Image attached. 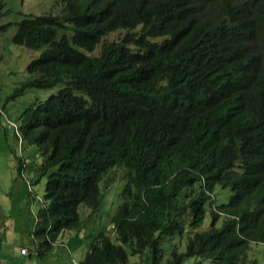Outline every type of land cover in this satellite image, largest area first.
Listing matches in <instances>:
<instances>
[{
	"label": "trees",
	"instance_id": "16d2710c",
	"mask_svg": "<svg viewBox=\"0 0 264 264\" xmlns=\"http://www.w3.org/2000/svg\"><path fill=\"white\" fill-rule=\"evenodd\" d=\"M53 1L12 36L41 50L12 96L58 87L19 116L46 179L35 254L68 244L80 206L99 210L119 170L111 230L77 264H125L128 251L145 264H245L264 244V0ZM166 239L179 240L162 261Z\"/></svg>",
	"mask_w": 264,
	"mask_h": 264
},
{
	"label": "rangeland",
	"instance_id": "374dc122",
	"mask_svg": "<svg viewBox=\"0 0 264 264\" xmlns=\"http://www.w3.org/2000/svg\"><path fill=\"white\" fill-rule=\"evenodd\" d=\"M53 0H0V262L3 264H21L18 255L21 246L34 250L37 238H33L36 211L42 202L45 178L36 182L35 168L42 162V157L36 154L34 146L19 136L20 120L22 111L31 103L46 99L55 93L58 87L35 88L29 87L21 94L12 96L16 87L29 78L27 66L36 58L41 50L32 49L23 45L15 44L12 36L18 23L24 14H42L51 11L54 7ZM138 29V28H137ZM135 29V30H137ZM127 30L118 29L103 37L95 51L88 54L98 53L104 43L112 39H119ZM162 37L155 38L160 41ZM18 160L23 162L20 172L17 170ZM121 172L115 170L107 184L102 187V205L96 212L80 206L79 212L83 221L80 230H71L63 238L72 234L68 243H74L76 236L81 243L79 248L74 246L65 247L54 245L46 254L31 257L30 261L37 264H76L86 254L88 245L93 235L103 228L109 232L110 216L121 202V190L124 180L120 179ZM225 190L220 186L215 191ZM213 198L218 202L223 199L218 193H213ZM225 200V199H224ZM209 226L208 212L205 216L202 228ZM179 240V239H177ZM173 240L166 239L163 242L164 261L169 257ZM62 243V242H61ZM128 251V250H127ZM144 256L130 254L125 264H145ZM195 260L189 259L188 262ZM245 264H264V244L251 243L247 251Z\"/></svg>",
	"mask_w": 264,
	"mask_h": 264
},
{
	"label": "crops",
	"instance_id": "0c3cea01",
	"mask_svg": "<svg viewBox=\"0 0 264 264\" xmlns=\"http://www.w3.org/2000/svg\"><path fill=\"white\" fill-rule=\"evenodd\" d=\"M80 243H81L80 239H75L74 243L71 244V245L69 243L68 244H59V245H63L65 247L74 246L75 248H79L78 246H79ZM35 247H36V244H35ZM20 248H26L27 249V254L26 255H23V254L18 255V258L20 259L21 264H37V263H33V262L30 261L31 257L34 256L33 254H35V250L31 251L30 249H28L27 247H24V246H21ZM0 256H1V253H0ZM3 262H4V260H2L0 262V264H3Z\"/></svg>",
	"mask_w": 264,
	"mask_h": 264
},
{
	"label": "built area",
	"instance_id": "2783aa9c",
	"mask_svg": "<svg viewBox=\"0 0 264 264\" xmlns=\"http://www.w3.org/2000/svg\"><path fill=\"white\" fill-rule=\"evenodd\" d=\"M20 253L23 254V255H26L27 254V249L26 248H20Z\"/></svg>",
	"mask_w": 264,
	"mask_h": 264
}]
</instances>
